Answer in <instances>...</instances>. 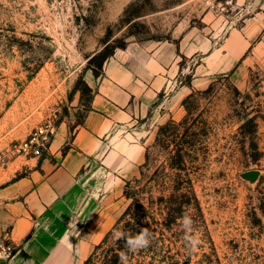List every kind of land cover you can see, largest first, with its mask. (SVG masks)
Instances as JSON below:
<instances>
[{
  "label": "rangeland",
  "instance_id": "1",
  "mask_svg": "<svg viewBox=\"0 0 264 264\" xmlns=\"http://www.w3.org/2000/svg\"><path fill=\"white\" fill-rule=\"evenodd\" d=\"M185 36L249 46L229 71L196 78L202 55L179 53ZM106 44L114 50L100 67ZM159 50L176 53L175 78L137 118L144 162L90 254L107 233L104 248L116 240L132 204L153 222L154 251L123 264H264V0H0V187L50 157L16 152L34 126L50 119L54 137L72 135L107 60L138 70ZM186 213L195 249L184 240Z\"/></svg>",
  "mask_w": 264,
  "mask_h": 264
},
{
  "label": "crops",
  "instance_id": "2",
  "mask_svg": "<svg viewBox=\"0 0 264 264\" xmlns=\"http://www.w3.org/2000/svg\"><path fill=\"white\" fill-rule=\"evenodd\" d=\"M189 37L180 41L179 53L202 55L196 78L229 71L249 46L244 38L209 47ZM175 56L165 50L144 54L138 70L107 60L90 107L72 135L57 133L47 151L50 157L0 187V226L9 229L15 243L11 257L0 264L84 262L110 216H116L113 205L124 184L144 162L146 132L137 118L145 117L157 94L171 85Z\"/></svg>",
  "mask_w": 264,
  "mask_h": 264
},
{
  "label": "trees",
  "instance_id": "3",
  "mask_svg": "<svg viewBox=\"0 0 264 264\" xmlns=\"http://www.w3.org/2000/svg\"><path fill=\"white\" fill-rule=\"evenodd\" d=\"M124 45L125 44L122 43V44L114 46V48L124 47ZM109 48H111V45L109 46V44H106L104 48L101 51H99L98 65L100 67L102 66V63H104L105 60L113 53L114 49H109ZM132 208H133V205L130 204L121 214L120 221H119V223L120 222L122 223L120 227L121 232L126 234V236H134L141 229H147L150 234L149 245L145 248H141L136 251H130L128 247L126 246V237H122L120 239H116L110 246L104 248V246L108 245V240L110 237L109 235L110 232H109L105 235V237L102 239L100 243L95 245L92 253L84 260L82 264H91L94 259V256L96 255L97 250L99 249L105 250V253L102 256V259L100 260L101 264H123L124 262H126V260H128L129 263H131V261L134 263L138 255L140 254L146 255L147 253H153L152 251H154L153 249L154 248V244H153L154 237L152 236V233H150L151 231H153L151 227L153 222H149L148 217L141 216L142 212L136 211L137 214H135L134 211H131ZM137 263L140 264L141 262L139 263V260H137Z\"/></svg>",
  "mask_w": 264,
  "mask_h": 264
},
{
  "label": "built area",
  "instance_id": "4",
  "mask_svg": "<svg viewBox=\"0 0 264 264\" xmlns=\"http://www.w3.org/2000/svg\"><path fill=\"white\" fill-rule=\"evenodd\" d=\"M55 130V123L50 119L34 126L27 136L15 146L16 152L23 156L32 157L48 151L54 138ZM14 250L15 243L11 238L9 229L0 227V252L6 254V258L0 259V262L8 260Z\"/></svg>",
  "mask_w": 264,
  "mask_h": 264
},
{
  "label": "clouds",
  "instance_id": "5",
  "mask_svg": "<svg viewBox=\"0 0 264 264\" xmlns=\"http://www.w3.org/2000/svg\"><path fill=\"white\" fill-rule=\"evenodd\" d=\"M181 224L184 230V240L186 241V244L191 249H195L199 246L200 238L198 235H194L192 232V218L191 215L185 214L182 217ZM114 236L116 239H120L122 237H126V246L130 251H136L141 248H145L150 243V234L147 229H141L136 235L134 236H126V234L121 232H115ZM6 254L3 252H0V259H5ZM123 258V257H122Z\"/></svg>",
  "mask_w": 264,
  "mask_h": 264
}]
</instances>
